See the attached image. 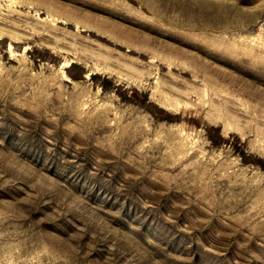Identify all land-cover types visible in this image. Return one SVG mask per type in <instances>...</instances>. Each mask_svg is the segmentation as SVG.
<instances>
[{"label": "rangeland", "instance_id": "1", "mask_svg": "<svg viewBox=\"0 0 264 264\" xmlns=\"http://www.w3.org/2000/svg\"><path fill=\"white\" fill-rule=\"evenodd\" d=\"M0 264H264V0H0Z\"/></svg>", "mask_w": 264, "mask_h": 264}]
</instances>
